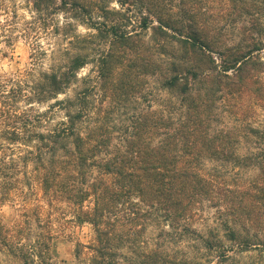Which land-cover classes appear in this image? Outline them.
Here are the masks:
<instances>
[{
	"label": "trees",
	"instance_id": "obj_1",
	"mask_svg": "<svg viewBox=\"0 0 264 264\" xmlns=\"http://www.w3.org/2000/svg\"><path fill=\"white\" fill-rule=\"evenodd\" d=\"M177 1L0 0V57L31 48L0 74V208L22 214L0 248L23 264L83 225L82 264L264 251V0Z\"/></svg>",
	"mask_w": 264,
	"mask_h": 264
},
{
	"label": "rangeland",
	"instance_id": "obj_2",
	"mask_svg": "<svg viewBox=\"0 0 264 264\" xmlns=\"http://www.w3.org/2000/svg\"><path fill=\"white\" fill-rule=\"evenodd\" d=\"M164 3L167 7L175 8L178 6L177 0H165ZM19 15L29 16L28 12L25 8L20 9L18 11ZM212 16V15H211ZM214 16V15H213ZM212 18V17H210ZM222 19H226L223 17ZM62 21V20H60ZM79 32L83 33L85 30L83 28L78 29ZM60 38L55 36H44L40 35L36 37V41H38L42 47L45 49L48 48L47 44L50 45L53 42H58ZM64 46V42L61 41ZM30 46L27 41H24L23 38L16 40V43L7 51L6 54L0 57V74L2 75H13L20 74L25 69L29 67V56H30ZM49 65V58L46 57L42 60V68L46 69ZM91 66H85L78 72V77H83L90 73ZM264 80V74L262 76ZM77 89V85L73 86L71 89L67 91V95H72ZM258 103V102H257ZM255 115L254 119L251 122L261 124L264 123V103L259 101L258 105L254 108ZM232 120V119H231ZM224 122L230 123V120L225 117ZM213 209L209 210L211 214ZM22 214L17 211V208L14 206H4L0 208V221L3 225L9 229H12V226L18 224L17 222L22 221ZM35 222L33 219L29 222V227L34 229ZM199 226L200 224L197 223ZM197 227L199 230L201 227ZM157 234L156 231L150 229L147 236H155ZM32 236H29L31 240ZM34 238V237H33ZM92 238V231L90 226L83 225L80 228L72 229V231L65 232H56L55 239L52 241L51 248L49 250V259L48 264H82L83 261L87 258L88 250L85 248L86 244L90 242ZM21 242H26L21 239ZM79 248L80 253L78 259H75V250ZM232 255V254H231ZM207 264H217V258L213 255V257H209ZM0 264H23L18 257L11 255L7 252L6 249L0 248ZM221 264H264V251H260L258 249L251 250L249 252H245L242 254H233L230 259H227L226 262Z\"/></svg>",
	"mask_w": 264,
	"mask_h": 264
}]
</instances>
